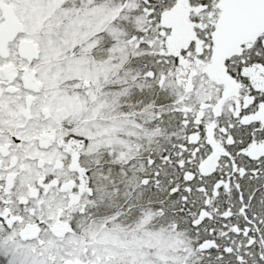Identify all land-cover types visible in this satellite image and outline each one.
<instances>
[{
	"label": "snow or ice",
	"instance_id": "obj_1",
	"mask_svg": "<svg viewBox=\"0 0 264 264\" xmlns=\"http://www.w3.org/2000/svg\"><path fill=\"white\" fill-rule=\"evenodd\" d=\"M0 264H264V0H0Z\"/></svg>",
	"mask_w": 264,
	"mask_h": 264
}]
</instances>
